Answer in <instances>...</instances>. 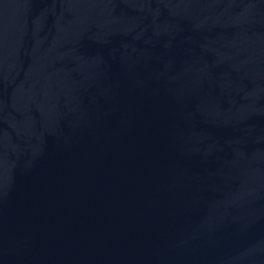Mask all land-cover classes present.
Masks as SVG:
<instances>
[{
  "label": "water",
  "instance_id": "1",
  "mask_svg": "<svg viewBox=\"0 0 264 264\" xmlns=\"http://www.w3.org/2000/svg\"><path fill=\"white\" fill-rule=\"evenodd\" d=\"M0 264H264V0H0Z\"/></svg>",
  "mask_w": 264,
  "mask_h": 264
}]
</instances>
